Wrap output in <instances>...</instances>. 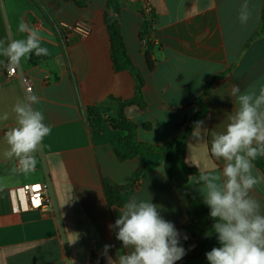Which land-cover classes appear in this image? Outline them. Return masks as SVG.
Segmentation results:
<instances>
[{"label": "crops", "instance_id": "0c3cea01", "mask_svg": "<svg viewBox=\"0 0 264 264\" xmlns=\"http://www.w3.org/2000/svg\"><path fill=\"white\" fill-rule=\"evenodd\" d=\"M117 2L120 33L145 101L143 108L127 105L123 110L136 127L137 140L161 145L185 134V162L199 175L221 172L225 162L211 155L210 145L213 133L224 131L235 110L233 87L257 94L264 88V0H248L252 16L247 24L238 18L244 0ZM105 6V0H88L83 8L68 0H0V41L24 38L18 31L23 21L49 50L47 56L33 53L22 59L18 68L32 84L30 95L39 98L34 108L51 128L35 153V170L13 171L15 158L4 155L9 147L5 133L16 126L13 106L25 98L20 81L5 77L8 62L0 55V116L8 113L7 120H0V264H107L104 245L113 246L107 253L113 259L129 251L109 225L131 198L151 199L178 231L186 221V197L167 180L161 154L146 152L141 167L139 157L120 161L113 149L125 132L111 127L112 114L104 103L110 97L133 98L137 82L133 73L114 68ZM145 6L151 8L150 20L143 15ZM78 20L90 23L87 36L62 33L63 26ZM141 31L153 41L151 69ZM99 105L100 115L90 116L88 109ZM198 121L203 129L196 140ZM45 174L51 180L53 209L15 211L12 189L41 181ZM253 175L264 172L254 166ZM105 184L122 188L117 204L106 198ZM189 184L201 196L202 184L194 176ZM250 195L264 214V181ZM197 240V253L182 264H208L205 254L220 246L212 230Z\"/></svg>", "mask_w": 264, "mask_h": 264}, {"label": "clouds", "instance_id": "9594fccd", "mask_svg": "<svg viewBox=\"0 0 264 264\" xmlns=\"http://www.w3.org/2000/svg\"><path fill=\"white\" fill-rule=\"evenodd\" d=\"M252 16L248 0L239 10V21L247 24ZM18 31L26 36L20 39L0 41V55L8 64L19 65L31 54L47 56L49 50L41 46L38 32L23 21ZM235 110L228 117L224 131L213 133L210 153L216 160H223L221 172L201 171L199 192L202 202L209 208L214 221L212 232L216 234L219 247L208 251V264H264V214L260 203L250 192L264 176L253 175L252 161L264 156V88L255 92H241L234 86ZM39 103L35 94L18 100L13 106L16 126L5 133L8 159L15 158L19 167L13 171L25 174L34 171L37 163L35 153L51 128L44 123V114L36 110ZM8 113L0 116L7 120ZM203 121L195 124L193 138H200ZM114 224L115 238L122 243L126 253H117L116 259L108 256L112 245H104L102 255L107 264H176L186 255L181 245V232L162 217L158 206L150 200L129 199L121 209ZM187 240V235H183Z\"/></svg>", "mask_w": 264, "mask_h": 264}, {"label": "trees", "instance_id": "16d2710c", "mask_svg": "<svg viewBox=\"0 0 264 264\" xmlns=\"http://www.w3.org/2000/svg\"><path fill=\"white\" fill-rule=\"evenodd\" d=\"M71 1L76 7L83 8L86 6L88 0H68ZM105 12L103 14V21L106 26L109 45L111 51L112 62L116 71H129L133 73L137 82L135 96L129 100L120 101L113 97L107 99L104 103L107 105V112H111V116L108 117V122L112 128L125 132L124 135H119L115 142L112 144L113 149L117 157L121 160H128L134 157H139L141 161V167L144 166V156L146 152H157L162 155L163 158V170L167 180L173 185V187L181 190L187 203L186 221L183 226L180 227L181 232V245L186 250V255L179 260L184 263L197 253L200 243L197 237L205 235L212 230L214 221L209 216V208L202 202V197L197 194L193 187L189 184V178L194 176L197 183L199 182L198 171L189 166L185 162V134L180 137L173 138L170 141L161 145H152L146 142L137 140V130L135 125L125 119L123 110L127 105H135L139 108L145 106V101L141 94L140 85L141 79L134 72L132 65L133 62L129 58L126 52L125 44L120 33V26L118 22V15L120 6L117 0H105ZM144 15V13H143ZM261 22L264 23V10L261 14ZM148 32H140V40L145 51L148 66L151 69L154 65L152 56L148 53L152 47L153 41L148 36ZM103 104V105H104ZM103 105L90 107L88 113L92 117H98L100 115V107ZM199 115L189 122V125L197 119ZM254 166L261 172H264V156H260L252 161ZM120 186L105 184L104 192L106 198L113 204L118 203L117 194L121 191ZM187 235L188 239L184 240L183 235Z\"/></svg>", "mask_w": 264, "mask_h": 264}, {"label": "built area", "instance_id": "2783aa9c", "mask_svg": "<svg viewBox=\"0 0 264 264\" xmlns=\"http://www.w3.org/2000/svg\"><path fill=\"white\" fill-rule=\"evenodd\" d=\"M143 13L146 19L152 18L151 8L145 6ZM91 31V25L87 21L78 20L72 25L63 26L62 33L64 35H75L77 37H85ZM5 77L9 80L18 79L21 83L24 98L30 95L32 91V84L27 79L22 71L19 70L18 65H7L5 69ZM15 168L19 167L18 160H14ZM13 204L15 211L26 208L31 210H47L53 209L54 197L51 189L50 177L45 174L41 181H34L24 183L12 189Z\"/></svg>", "mask_w": 264, "mask_h": 264}]
</instances>
